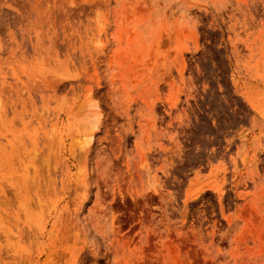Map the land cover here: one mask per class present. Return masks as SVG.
I'll return each instance as SVG.
<instances>
[{"label":"rangeland","instance_id":"obj_1","mask_svg":"<svg viewBox=\"0 0 264 264\" xmlns=\"http://www.w3.org/2000/svg\"><path fill=\"white\" fill-rule=\"evenodd\" d=\"M30 55L80 81L41 129L13 120ZM12 126L52 148L17 159ZM0 255L264 264V0H0Z\"/></svg>","mask_w":264,"mask_h":264},{"label":"bare ground","instance_id":"obj_2","mask_svg":"<svg viewBox=\"0 0 264 264\" xmlns=\"http://www.w3.org/2000/svg\"><path fill=\"white\" fill-rule=\"evenodd\" d=\"M35 54H37V53L35 52ZM52 58H53L52 56H48L46 59L51 61ZM29 59H30L29 63L26 64L24 62V64H22V70L25 73V78H26L25 81L22 82L23 91L22 92L21 91L16 92L18 94L17 98L23 104H21V111L20 112H18V111L16 112V109L13 111V120L14 119H21L23 121V123L24 124L27 123V126H29V127L33 124H37V125H39V129H41V126L42 127H44V125L46 127L48 126V122H46V124H45V120H46L45 118H47L46 113H49L51 111L55 112V110L58 108V106H56L55 110H53L49 106L50 100L52 98H54L53 100L55 101L56 105L61 104V101L63 100V98L61 97V94L65 93L67 95L70 93L69 91H71V90L75 91V87H76V85H78V83H80V81L77 84H75V82L68 84L64 80H61L60 79L61 76L59 75L60 76L59 77L57 74V72H60L61 70H63L64 73L67 74L68 70L73 65H70V64L66 65V64L61 62V64L59 66H57V63L56 64L48 63V66H47L45 61L44 62L41 61V57H39V55L34 56V57H32L30 55ZM54 65H56V66H54ZM73 69H75V68L72 67L70 69V71L72 72ZM49 92H51L52 94H49ZM47 108L50 109V111H46ZM53 115H54V113H53ZM53 117H55V116H53ZM28 119H29V121H25ZM12 127L13 128H12L11 143L15 144L13 149L16 150L17 159H24L26 154L28 152H31V151H37L41 155L45 152V150L48 147L52 148L51 145L53 144L54 141L51 140L50 138L45 139L42 136H39V129H37V128L35 129L33 126L32 130H35V135L32 134L33 137H30L29 142H28L29 145L26 147V145L24 143L23 150L20 151L19 146H18L20 140H19L18 136L16 135L18 132V130H17L18 128H16L15 126H12ZM49 127L51 129H56V124L55 123H49ZM43 136H45V135H43ZM48 137H49V135H48ZM46 158H47L48 162L51 159L49 156ZM13 159H14V157H11L12 161H13ZM37 159L39 161L42 160L41 156ZM32 162L35 163V160ZM34 165L36 167L35 176L37 175L36 178L38 179V182H37V184L32 183V184H28L27 186L25 184L24 187H28L29 188L28 190H30V194L32 193V195L34 196L33 197L34 203H35L36 207L38 208V210H44L42 207L43 206L46 207V205L49 202H51V197L55 196L53 194L55 192V189H58L57 188V182L55 180L52 182L53 184H51V180L47 176L48 174L46 175V173L44 172L45 169L42 167V165H40V164H34ZM49 175L55 176L56 173L54 171L49 172ZM45 176H46V178L48 177L47 184L45 183L42 186L40 184V182H43L44 179H46ZM17 184H18V182H17ZM19 185H20L19 188H23V190H24L23 185L21 186V183H19ZM45 186H46V188H45ZM51 189H52V191H51ZM15 195H17V193H15ZM50 205H51V203H50ZM33 211H35V209ZM9 251L11 252V250H9ZM0 256L2 257V255H0ZM1 257H0V264H12L11 262L5 261L4 259H2L3 257L2 258Z\"/></svg>","mask_w":264,"mask_h":264}]
</instances>
